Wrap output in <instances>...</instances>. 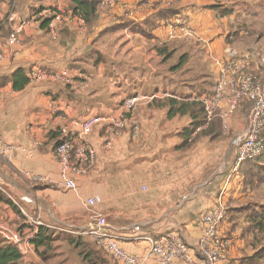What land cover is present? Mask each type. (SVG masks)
<instances>
[{"label": "crops", "instance_id": "crops-1", "mask_svg": "<svg viewBox=\"0 0 264 264\" xmlns=\"http://www.w3.org/2000/svg\"><path fill=\"white\" fill-rule=\"evenodd\" d=\"M239 2L118 0L112 10L97 13L87 31L63 25L52 35L35 15L42 9L69 12L71 1L19 0L18 10L8 12V26L13 31L22 21L29 25L19 45L13 48L5 46L8 37H0V51L4 54L0 75L9 76L19 68L27 74L42 68L68 70L70 80L67 84L27 85L19 92L12 90L11 83L0 88V141L19 147L11 160L0 157V176L9 193L18 200L30 196L33 204L26 205L28 212L39 214L48 226L72 232L89 226L95 215H104L123 249L142 257L149 252V244L137 239L142 233L156 237L179 234L195 245L202 234L203 214L219 199L226 209L227 203H232L239 216L245 211L250 215L253 207L258 209L261 194L257 193L264 192V183L247 185L249 175L241 173V167L233 170L235 151L229 135L213 138L216 135L200 133L194 140L191 135L188 142L193 140V144H185L187 129L198 121V114L191 111L196 107L189 99L197 92L203 93V71L209 73L212 90L217 77L214 59L222 56L228 33L225 9ZM8 3L9 0H0V5ZM175 15L187 18L197 32L196 39L168 40L164 24ZM203 44L209 51L203 52ZM240 48L253 53L254 71L262 73V53L247 50L245 45ZM166 92L175 99L165 98ZM136 95L157 98L125 112L123 101ZM181 107L184 108L177 111ZM122 114L139 124V138L132 135L128 125L113 150H108L106 126L98 125L86 139L96 151L95 165L78 178L76 191L65 190L53 152L60 140L78 134V129L69 125L70 120ZM239 115L234 131L241 123ZM23 172L47 176L51 183L31 184L22 177ZM258 173L261 172L256 168L252 174ZM261 174L264 176V171ZM146 185L153 202L138 207L137 194ZM187 186L191 188L183 198L161 211L163 201H170ZM88 198L98 200L93 208L96 211L85 207ZM250 206L253 207L249 209ZM141 214L151 217L141 222ZM226 216L222 233L230 242V264H251L245 252L253 246H246L237 229H233L236 220L230 224L229 214ZM17 217L19 213L0 201V224L14 223ZM139 222L147 223L140 226ZM29 259L35 264L47 262L36 251L30 253ZM21 264L26 261L21 260ZM147 264L153 263L147 259Z\"/></svg>", "mask_w": 264, "mask_h": 264}, {"label": "built area", "instance_id": "built-area-1", "mask_svg": "<svg viewBox=\"0 0 264 264\" xmlns=\"http://www.w3.org/2000/svg\"><path fill=\"white\" fill-rule=\"evenodd\" d=\"M117 1L100 0L97 13L112 10ZM35 16L39 23L50 18L45 28L52 35H56L57 30L63 25L81 32L87 31L88 28V24L82 17L74 16L70 11L61 12L45 9ZM28 25L27 21H22L13 29L5 41L6 48L19 45L20 36ZM164 27L168 30V40H194L197 37V32L184 15H175L164 24ZM3 58L4 54L0 51V60ZM259 62L264 65V56ZM254 63V55L251 51H241L227 46L223 49L222 56L214 59L217 77L212 90L202 95H194L189 99L192 103H199L205 114L204 125L198 127L192 137L207 129L214 118L220 120L224 135L232 134L234 136L231 142L235 151L234 171H238L244 162L255 160L264 154V139L260 137L264 128V73L259 74L254 71ZM28 78V85L31 86L43 83L67 84L70 75L68 70L48 71L42 68H34L29 72ZM164 96L175 99L174 95L169 92L164 93ZM156 98L157 95H136L126 98L123 101V107L125 112H129L140 104L153 102ZM240 112L241 123L234 131L235 121ZM102 123L106 126L105 147L108 150H113L121 137V133L128 125L131 127L132 135L136 139L139 138V124L129 120L124 114L114 118L90 116L84 120H70L69 125L77 128L78 134L74 138L62 140L53 152L60 167V183L65 190L76 191L78 178L87 174L95 165L96 151L86 139ZM18 149L19 147L13 144L0 141V157L7 161L11 160L14 152ZM22 177L31 184L51 183L49 177L31 172H23ZM229 182L230 179L227 185ZM4 186L0 176V191L18 207L23 223L17 229L6 224H0V237L7 244L19 250L22 255L21 260H25L26 264H35L29 258L30 253L36 251L33 239L40 226L76 234V232L46 225L39 214L28 212L26 205L33 204L30 196L25 195L20 199V202L24 203L23 208L4 189ZM97 205L98 200L95 198H88L85 202V207L88 210H92ZM226 214V205L219 199L212 208L203 214L201 218L202 234L195 245L188 244L179 234L159 237L150 233L138 235L137 239L149 244L147 257L131 254L123 249L120 238L110 230L106 220L100 215H95V220L82 229V234L94 240L116 264H147V259L151 260L153 264H230L228 249L230 242L222 233ZM40 264L48 263L40 261Z\"/></svg>", "mask_w": 264, "mask_h": 264}, {"label": "rangeland", "instance_id": "rangeland-1", "mask_svg": "<svg viewBox=\"0 0 264 264\" xmlns=\"http://www.w3.org/2000/svg\"><path fill=\"white\" fill-rule=\"evenodd\" d=\"M236 5L230 6V8L225 9V12L228 13V21H227V34H225V47L230 46L237 50H242L240 47H244L247 50L253 49V50H259L258 52L262 53L259 60H261L262 56L264 55V0H240ZM18 2L19 0H9V3L6 4V6L0 5V20H4V18H7L6 15L9 16V13H14L18 10ZM9 12V13H8ZM8 13V14H7ZM236 42L239 43V47H237ZM223 48V49H224ZM204 50H208V46L206 44H203V52ZM261 72L264 73V65L260 64ZM206 71V70H205ZM209 74V73H208ZM204 73L203 71V93L197 92L198 95H202L206 93L207 91H211L212 81L208 78L209 75ZM259 74H261L259 72ZM193 90L198 91V88H193ZM196 93V92H195ZM194 115L198 114V117L202 119L203 117V111L201 109V106L198 105L196 108H192L191 110ZM240 116V115H239ZM217 125H214V129L212 130V133L209 135H213L217 133L219 129H217ZM211 131V130H210ZM209 130L207 131H200L195 137H192L193 140L199 136L200 133H209ZM221 131V130H220ZM221 131V135H222ZM228 138L232 142L233 135L228 134ZM260 137L264 139V128L262 132L260 133ZM227 138V137H226ZM188 142V144H193L194 141ZM187 144V145H188ZM190 186H187L185 190L180 192L179 194H175L171 200H165L161 204V211H166L169 208L173 207L176 202L179 201V199L183 198V195H186L190 191ZM4 189L9 193L7 186H4ZM259 192V190H258ZM259 195V198L261 200L258 201V204L260 206H257L258 209H255L253 206H250L251 209V215H248V211H245L242 213V215H238V213H235L232 208V203H227V213L229 214V222L230 224L236 220V223L234 225V230L237 229L240 239H243L245 241L246 246H253V249L249 248L248 252H245L246 258H249V262L252 264H264V231L258 228L256 226V223L253 222L252 215L255 216V211L258 210L259 213L264 212V192L257 193ZM12 195V194H11ZM139 197V202L137 203V206L139 207L143 203H149L151 204L153 202L152 199V193L149 190L148 186H141L140 187V193L137 194ZM247 195V191L244 192V196ZM262 196V197H261ZM12 197L18 202L23 208L24 203H21L20 200H18V197H15L12 195ZM247 197V196H246ZM183 200V199H182ZM248 200L244 202V205H248ZM246 208V207H245ZM2 210V209H1ZM95 209H92L94 211ZM96 211V210H95ZM101 216V215H100ZM102 218H104L107 222L108 219L102 215ZM151 216H144L141 214L140 221H146L147 218ZM150 219V218H149ZM152 220V219H151ZM227 220V216L225 218V221ZM22 218L18 217L13 222H8L10 227H13L14 229H17L23 222ZM260 221V220H258ZM147 222L143 223L146 224ZM151 224V222H149ZM140 226L143 224L140 223ZM109 225V224H108ZM137 224L133 225V228ZM151 228V226H149ZM21 230L23 228H20ZM83 229V228H82ZM82 229H77L76 234L72 233H58L57 235L58 240L54 241L49 249L47 248H41L37 254L41 255L48 263V264H88L83 260V258L80 256V251L77 250L73 244H70L68 241L69 239L67 236H71L75 240H80L81 242H85L84 244L90 245L91 248L97 250L99 255L98 264H116L102 249L101 247L92 240L89 236L82 234ZM153 230V228H151ZM154 231V230H153ZM76 242V241H75ZM254 256H257L254 258ZM253 257L252 260H250ZM248 262V261H247Z\"/></svg>", "mask_w": 264, "mask_h": 264}, {"label": "trees", "instance_id": "trees-1", "mask_svg": "<svg viewBox=\"0 0 264 264\" xmlns=\"http://www.w3.org/2000/svg\"><path fill=\"white\" fill-rule=\"evenodd\" d=\"M70 1H71L70 12L74 16L77 15V16L82 17L88 25L92 24V22L94 21L97 15V6L100 0H70ZM6 16L7 18H4V20H0V37L2 36L8 37V35H10V33L12 32L11 28L8 26L9 16L8 15ZM49 21H50V18H47L41 23V26L45 28ZM28 81H29V78H28V74L26 73V71L23 68H19V69H16L9 76L0 75V88H3L7 84L11 83L12 90L15 92H19L25 89V87L28 85ZM193 105L196 107L200 104L194 103ZM183 108L184 107H181L177 111H181ZM201 109L204 114V110L202 106H201ZM172 113H174L173 109L171 110V114ZM204 119H205V114L203 115L202 119L198 117V121L193 122L191 127L187 129L186 137H185L186 138L185 144H187L188 140L191 138V135L196 131V129L204 125ZM215 124H218L217 129L221 127L220 120L218 118H214L211 124L208 126V128L203 130V131H207V130L209 131L211 130V131L208 134L205 132L203 133V135L205 136L216 135V136H213V138L220 137L222 128H220L221 131L218 130L217 133L213 135H209L210 133H212V130L214 129ZM65 139L67 138H63L62 140H65ZM62 140H60L58 143H61ZM258 163H261V164L264 163V154H262L259 158L255 160H248L241 165V168H240L241 173L245 175H249V177L246 179L247 185L254 186L257 183H264V176L261 174L264 171V166L257 165ZM251 166L253 167L255 166V169L250 168ZM256 168L257 170L261 172V173H258V175L252 174L253 171L256 170ZM0 201L9 204L14 209L15 212L17 213L20 212L18 207L12 202V200L7 195L2 193L1 191H0ZM251 219H253V222L256 223V226H258V228L264 231V212H261V213H259L258 211L255 212V216L252 215ZM56 232L66 233V232H62L59 230L50 229L45 226H40L38 229L37 235L33 239L35 250L38 252L41 248L49 249L52 243L58 240L59 238V237L57 238V235L55 234ZM67 238L69 239L68 242L70 244H73L74 247L80 251L79 252L80 256L83 258L85 262H87L88 264H98L100 254L97 252V250L91 248L90 245L88 244H84L85 242H81L80 240H75L76 241L75 242L74 238L71 236H67ZM255 257L257 256H254V258ZM21 259H22V255L20 254L19 250L10 244H7L3 239L0 238V264H21ZM252 259L253 257L250 260Z\"/></svg>", "mask_w": 264, "mask_h": 264}]
</instances>
